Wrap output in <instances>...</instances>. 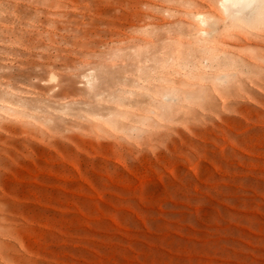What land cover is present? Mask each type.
<instances>
[{"label":"rangeland","instance_id":"rangeland-1","mask_svg":"<svg viewBox=\"0 0 264 264\" xmlns=\"http://www.w3.org/2000/svg\"><path fill=\"white\" fill-rule=\"evenodd\" d=\"M0 264H264V0H0Z\"/></svg>","mask_w":264,"mask_h":264},{"label":"bare ground","instance_id":"bare-ground-1","mask_svg":"<svg viewBox=\"0 0 264 264\" xmlns=\"http://www.w3.org/2000/svg\"><path fill=\"white\" fill-rule=\"evenodd\" d=\"M237 1V0H236Z\"/></svg>","mask_w":264,"mask_h":264}]
</instances>
